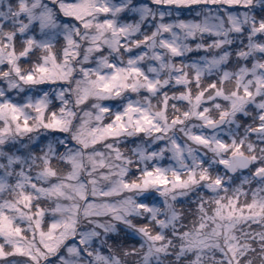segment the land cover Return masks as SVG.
Returning <instances> with one entry per match:
<instances>
[{"label": "clouds", "instance_id": "clouds-1", "mask_svg": "<svg viewBox=\"0 0 264 264\" xmlns=\"http://www.w3.org/2000/svg\"><path fill=\"white\" fill-rule=\"evenodd\" d=\"M0 264H264V0H0Z\"/></svg>", "mask_w": 264, "mask_h": 264}, {"label": "snow or ice", "instance_id": "snow-or-ice-1", "mask_svg": "<svg viewBox=\"0 0 264 264\" xmlns=\"http://www.w3.org/2000/svg\"><path fill=\"white\" fill-rule=\"evenodd\" d=\"M117 119H120L119 117H117ZM151 175V174H150Z\"/></svg>", "mask_w": 264, "mask_h": 264}]
</instances>
